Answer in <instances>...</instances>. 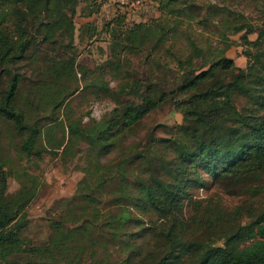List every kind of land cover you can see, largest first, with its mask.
<instances>
[{
	"label": "trees",
	"instance_id": "1",
	"mask_svg": "<svg viewBox=\"0 0 264 264\" xmlns=\"http://www.w3.org/2000/svg\"><path fill=\"white\" fill-rule=\"evenodd\" d=\"M78 5L79 0H0V73L10 75L0 97V117L12 123L22 135L20 151L28 156L43 157L39 147L43 140L50 152L57 155L66 140L64 135L59 138L56 132L61 128L65 130L67 125L69 140L63 153H70L74 146L85 141L88 151L95 155L96 165L104 166L100 161L113 153V145L128 139L150 112L168 98L186 96L177 104L185 113L187 127L168 138L154 139V147L160 151L149 148L141 154L127 156L113 165L110 176L102 175L98 181L101 189L108 183L118 186L113 197V205L118 209L108 213L106 218L107 230L115 243L122 241L120 233L124 225L135 221L131 216L133 212L155 213L159 219L172 220L174 227L181 228L185 195L191 188L205 186L207 178L244 182L264 178V31L254 43L256 54H248L253 61L246 70L233 75L230 82L202 89L218 71L233 67L234 62L225 56V49L217 52L193 42L187 55L177 57L181 82L175 90L158 92L150 86L149 94L141 103L121 102L120 97L126 91L139 95L141 87L126 83L117 92L110 90L105 77L108 65L112 67L114 62L92 70L78 65L75 57L70 56ZM243 29L244 26H240L236 31ZM153 36L148 28L137 26L129 30L122 44L116 41L112 52L117 56L116 51L123 48L122 45L131 51L140 49ZM166 41L163 35L155 41L154 48L163 47ZM41 44L57 52L56 57L47 61L49 76L32 85V99L18 106L16 98L23 76L17 66L27 57L32 45ZM205 68L207 70L197 74ZM79 74L86 84L83 88L79 85ZM72 82L76 83L75 87L69 86ZM88 88L112 91L111 98L118 106L107 118L92 119L90 123L70 119L65 124L58 113L66 108L70 97ZM240 97L246 101L242 108L237 102ZM41 110L48 115L45 122H39ZM4 167L0 157V264H63L70 252L67 241L77 234L86 240L93 237L91 225L102 216L100 209L94 206L96 193L92 188L81 193L92 210L82 224H78L77 217L67 218L66 222L73 221L77 227L73 233L59 230L62 226L57 224L59 232L48 244L25 243L23 233L29 225L26 209L35 197L36 188L33 183L22 182L16 194H9L10 173ZM118 175L121 180L115 182ZM142 222L136 225L143 226ZM161 233L166 243L160 252L150 248L161 236L155 229L145 243L131 245L124 241L125 249L130 251L129 264H264V210L247 225L227 234L219 245L187 244L177 229ZM78 248L81 252L83 247Z\"/></svg>",
	"mask_w": 264,
	"mask_h": 264
},
{
	"label": "rangeland",
	"instance_id": "2",
	"mask_svg": "<svg viewBox=\"0 0 264 264\" xmlns=\"http://www.w3.org/2000/svg\"><path fill=\"white\" fill-rule=\"evenodd\" d=\"M150 2L153 8L146 15L126 9L107 17L104 8L114 10L113 3L107 0H79L75 17V41L70 56L75 57L78 65L92 70L114 62L106 70L105 82L109 83L110 90L117 92L126 83L141 87L139 95L126 91L120 97L121 102L133 100L141 103L149 94L150 86L158 92L175 90L181 82L177 57L187 55V49L193 42L202 48L217 49V52L225 49V56L234 62L233 67L218 71L211 81L203 84L202 89L219 82H230L233 75L246 70L253 61L248 54H256L258 50L254 43L264 31V0ZM137 26L148 28L154 35L153 39L132 51L122 45L123 48L116 51L117 56L114 55L112 49L116 41L122 44L129 30ZM240 26H244V29L236 31ZM163 35L167 41L163 47L155 49V41ZM56 53L44 44L30 47L27 57L17 66L23 79L16 105H25L32 99L31 86L47 79V61L56 57ZM205 70L207 68L197 74ZM78 77L81 88L85 87L80 74ZM9 80V73H0V97ZM69 86L75 87L76 83L72 82ZM111 93L99 89H81L66 101V108L58 115L65 124L70 119L90 123L92 119L107 118L118 106L111 98ZM184 98L185 95L168 98L143 119L128 139L114 144L113 153L100 161L107 169L96 165L95 155L88 151L85 141L74 146L70 153H63L69 140L67 125L65 130L61 128L56 132L59 138L64 135L66 140L57 155L50 152L51 149L43 140L39 146L43 150V157L38 159L28 156L20 151L22 135L12 123L0 117V157L4 168L10 173L8 193L16 194L22 182L33 183L36 188L35 197L26 209L29 225L23 233L25 243L48 244L59 232L55 227L57 224L65 228L59 230L73 233L76 225L66 220L73 216L78 218V224H82L84 217H90L92 206L81 196L89 188L96 193L94 198L97 203L94 206L100 209L102 216L91 225L93 237L86 240L77 234L66 242L70 252L63 264H129L130 251L125 249L124 241H129L131 245L145 243L153 229L161 235L158 243H152L150 247H154V251L160 252L166 243L161 232L171 229H177L183 241L193 246L223 244L227 234L247 225L264 210V178L250 182L207 178L205 186L191 188L185 195L181 228L177 225L174 227L172 220L159 219L155 213L140 215L133 212L131 216L135 221L124 225V233H120L122 241L115 243L110 230H107L106 218L108 213L118 209L113 205L118 186L108 183L101 189L98 181L102 175L110 176L113 165L127 156L137 152L141 154L149 148L154 152L160 151L154 147V139L168 138L176 135L182 127H187L185 113L177 104ZM237 102L240 108L246 104L241 97ZM44 113L42 110L38 113L39 122L46 121L48 115ZM118 176L115 182L121 180ZM140 220L143 226L136 225ZM80 246L83 247L81 252Z\"/></svg>",
	"mask_w": 264,
	"mask_h": 264
},
{
	"label": "built area",
	"instance_id": "3",
	"mask_svg": "<svg viewBox=\"0 0 264 264\" xmlns=\"http://www.w3.org/2000/svg\"><path fill=\"white\" fill-rule=\"evenodd\" d=\"M109 3H113L115 6L114 10H107L105 8V14L107 17H112L116 12H122L128 10L137 14H145L151 12L152 2L150 0H107ZM153 8V7H152Z\"/></svg>",
	"mask_w": 264,
	"mask_h": 264
},
{
	"label": "crops",
	"instance_id": "4",
	"mask_svg": "<svg viewBox=\"0 0 264 264\" xmlns=\"http://www.w3.org/2000/svg\"><path fill=\"white\" fill-rule=\"evenodd\" d=\"M105 9V8H104ZM110 10V9H109Z\"/></svg>",
	"mask_w": 264,
	"mask_h": 264
}]
</instances>
